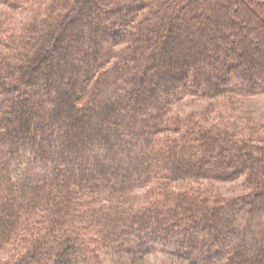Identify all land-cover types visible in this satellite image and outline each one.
Segmentation results:
<instances>
[{
  "label": "trees",
  "instance_id": "16d2710c",
  "mask_svg": "<svg viewBox=\"0 0 264 264\" xmlns=\"http://www.w3.org/2000/svg\"><path fill=\"white\" fill-rule=\"evenodd\" d=\"M257 94L264 0H0V264H264Z\"/></svg>",
  "mask_w": 264,
  "mask_h": 264
},
{
  "label": "rangeland",
  "instance_id": "374dc122",
  "mask_svg": "<svg viewBox=\"0 0 264 264\" xmlns=\"http://www.w3.org/2000/svg\"><path fill=\"white\" fill-rule=\"evenodd\" d=\"M18 20L24 18L23 13L17 12ZM237 103V102H236ZM235 108V111L242 112L249 111L256 121L264 122V94H257L249 97H242ZM199 103H192L190 99H186L183 103L179 104L175 110L178 112H189L196 110ZM206 185L215 186L225 196H233L240 194L243 191L242 179L234 181H205ZM181 185V184H180ZM137 258L134 255L127 253H110L108 254L103 264H134ZM176 258L163 252L151 253L138 261V264H172L176 262ZM137 264V261L135 262Z\"/></svg>",
  "mask_w": 264,
  "mask_h": 264
}]
</instances>
